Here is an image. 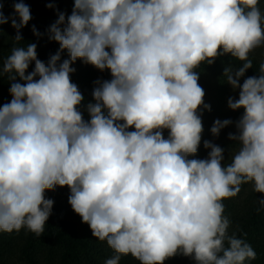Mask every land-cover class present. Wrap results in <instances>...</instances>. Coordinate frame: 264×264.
Returning <instances> with one entry per match:
<instances>
[{
	"label": "clouds",
	"instance_id": "clouds-1",
	"mask_svg": "<svg viewBox=\"0 0 264 264\" xmlns=\"http://www.w3.org/2000/svg\"><path fill=\"white\" fill-rule=\"evenodd\" d=\"M259 3L73 0L71 14L57 10L46 30L59 48L45 62L36 43L21 45L29 5L18 0L5 17L0 2V26L11 21L16 30L9 55L0 56L11 96L0 105V232L40 237L54 204L46 191L67 187L74 213L113 252L103 264L129 254L139 264L177 254L195 264L255 260L252 246L229 233L223 200L249 183L264 194V63L240 82L253 67L250 53L264 48ZM225 55L242 62L225 66L223 77L238 91L228 108L243 113L214 120L210 132L218 138L234 124L227 138L238 147L226 164L224 148L204 140L207 158H189L202 140L200 109L211 110L196 69ZM77 60L111 76L93 81L87 120L71 80ZM258 204L264 210V198Z\"/></svg>",
	"mask_w": 264,
	"mask_h": 264
},
{
	"label": "trees",
	"instance_id": "trees-1",
	"mask_svg": "<svg viewBox=\"0 0 264 264\" xmlns=\"http://www.w3.org/2000/svg\"><path fill=\"white\" fill-rule=\"evenodd\" d=\"M3 3V13L5 17L13 15V3L18 0H0ZM31 9L32 19L29 24L22 28V46L28 43L37 44L38 58L47 62L50 55L55 54L59 48L58 43L49 41L46 35L47 28L55 22L57 10L70 15L73 8V0H24ZM48 3H53V7H47ZM259 7L264 13V0H260ZM35 26L42 35L37 37L32 32ZM3 35L0 36V56L6 58L13 47L11 37L16 35V30L11 27V21L2 26ZM65 51L61 54V61L67 59ZM249 58L253 61V67L248 69L243 80L249 76L259 75V66L264 63V48H258L250 53ZM231 65L233 68L242 66V62L225 55L219 57L211 65L203 63L196 71L199 73V84L204 89L205 94L210 93V87H215V92L208 95L205 104L210 105L211 110L200 109L203 123L202 140L195 157L207 158V150L203 146L204 140H210V128L218 116L223 119H231L234 122L239 119L243 109L233 111L228 108V85L223 77L225 66ZM72 67L76 69L71 74V80L78 85L79 90L85 99L81 105V111L87 120L88 113L85 106L93 102L92 90L93 81L96 79H110V73L100 72L91 65L77 60ZM34 68L30 65L28 71ZM10 82L7 77L0 78V105L11 100L9 94ZM210 91V92H209ZM238 98V91L236 93ZM134 130V129H129ZM234 124L222 129L221 140L218 145L224 148V156H227V163L231 160L232 152L238 147L227 136L229 132H234ZM168 131H164L167 138ZM232 143L233 150L227 153V144ZM226 160V159H225ZM225 162V161H224ZM226 163V164H227ZM69 189L67 187H57L54 191H46V198L54 201L52 214L45 225V231L37 237L34 233L22 228L19 231L13 230L11 233L0 232V264H103V262L113 255L112 250L107 246L106 241L101 242L93 237L89 226L81 222V217L74 213L68 203ZM264 198V194L255 193L252 184L241 185V191L232 198L223 200L225 205L224 214L231 220L229 233L235 232L238 238L244 239L256 252V259L246 261V264H264V210L257 211L260 207L258 200ZM185 256L177 254L168 258L164 264H195L194 262L184 263ZM120 264H139L130 254L121 258Z\"/></svg>",
	"mask_w": 264,
	"mask_h": 264
},
{
	"label": "rangeland",
	"instance_id": "rangeland-1",
	"mask_svg": "<svg viewBox=\"0 0 264 264\" xmlns=\"http://www.w3.org/2000/svg\"><path fill=\"white\" fill-rule=\"evenodd\" d=\"M210 91V93L208 94V93H206L205 94V97H204V102H206V100H207V98H208V95H211V93H214L215 92V87H210V89H209ZM227 90H228V98L230 97V96H235L236 97V93L237 92H233V90L231 89V86H229V87H227ZM206 92V91H205ZM216 119H221L222 120V116H218ZM222 130H221V133H220V136L218 137V138H214L212 135H211V138H210V140L211 141H213L214 143H216V144H218V142L221 140V136H222ZM228 146H227V148H229L228 149V151H227V153H230L232 150H233V148H230V147H232V143L230 142V143H228L227 144ZM207 153H208V150H207ZM225 162L224 163H227L228 161V159H227V156L225 157ZM189 262H194V260L191 258V257H185V259H184V263H189Z\"/></svg>",
	"mask_w": 264,
	"mask_h": 264
}]
</instances>
